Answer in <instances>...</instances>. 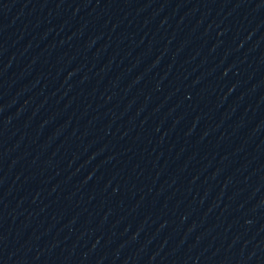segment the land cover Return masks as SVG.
Masks as SVG:
<instances>
[{"label":"water","instance_id":"obj_1","mask_svg":"<svg viewBox=\"0 0 264 264\" xmlns=\"http://www.w3.org/2000/svg\"><path fill=\"white\" fill-rule=\"evenodd\" d=\"M0 264H264V0H0Z\"/></svg>","mask_w":264,"mask_h":264}]
</instances>
